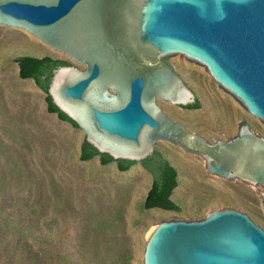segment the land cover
I'll return each instance as SVG.
<instances>
[{"label": "water", "instance_id": "1", "mask_svg": "<svg viewBox=\"0 0 264 264\" xmlns=\"http://www.w3.org/2000/svg\"><path fill=\"white\" fill-rule=\"evenodd\" d=\"M0 27L28 32L74 62L54 71L49 95L100 153L141 162L158 141L161 152L182 147L210 174L259 191L264 205L261 130L243 123L214 143L188 131L164 102H212L186 67H177L180 76L162 60L203 66L264 124V0H0ZM143 264H264V225L236 206L163 220Z\"/></svg>", "mask_w": 264, "mask_h": 264}, {"label": "rangeland", "instance_id": "2", "mask_svg": "<svg viewBox=\"0 0 264 264\" xmlns=\"http://www.w3.org/2000/svg\"><path fill=\"white\" fill-rule=\"evenodd\" d=\"M26 51L73 62L28 32L0 27V138L5 143L0 140L4 145L0 151V172L10 176L9 169L14 168L15 161L25 169V176L21 179L24 183H16V179L11 188L2 189L0 205L8 204L15 218L31 223L34 217L30 207L43 202L47 210L41 214L44 220L40 223L41 231H51L56 247L77 258L79 249L75 239L82 232L80 222L62 229L60 224L50 222L48 225L45 220L54 215L52 183L66 195H74L81 215L88 204L95 208L100 204L110 208L124 203L125 232L134 251V264H143L146 241L157 222L163 220H197L216 208L236 206L250 211L257 222L264 225V205L259 191L217 178L208 172L203 157L168 144H164L162 152L183 172L181 185L174 191L172 199L180 202L184 210L177 214L161 209H143L152 184L151 174L137 166L122 172L116 162L104 166L99 158L80 161L84 132L49 113L45 93L35 86L33 80L19 77V67L13 58ZM78 67L84 69L82 65ZM172 67L180 76L177 67H186L212 102L207 104L199 97L201 106L193 110L164 102L169 114L188 130L214 143L230 139L232 134H238L241 124L250 126L254 121L264 136V124L230 98L203 66H194L184 58L176 60ZM19 127L25 132L23 141L19 146H13L10 138L19 134ZM53 145L58 146L57 151ZM7 149L11 156H7ZM42 149H47L51 158L43 155ZM199 207L202 211L195 216L194 211Z\"/></svg>", "mask_w": 264, "mask_h": 264}, {"label": "trees", "instance_id": "3", "mask_svg": "<svg viewBox=\"0 0 264 264\" xmlns=\"http://www.w3.org/2000/svg\"><path fill=\"white\" fill-rule=\"evenodd\" d=\"M13 61L19 67V77L24 80H33L35 86L45 93L47 111L57 115L61 121L69 122L79 128L75 121L54 104L49 95L54 71L60 67L72 65L71 62L52 55H39L30 51L14 56ZM200 106L201 102L196 98V102L187 108L199 109ZM18 131L19 134L16 137L10 138L13 146H19L23 141L25 132L20 127ZM0 140L2 141L1 138ZM1 141L0 151L5 145ZM54 147L57 151L58 146ZM47 151V149L41 150L43 155L51 158V154ZM5 156L3 154V157ZM7 156H11L10 151ZM95 158H99L104 166L113 161L116 162L118 169L122 172L130 170L134 164L139 163L115 160L108 154L100 153L85 137L80 147L79 160L87 162ZM140 163L152 176V184L143 202V209H161L177 214L182 213L184 208L180 202L172 199L174 191L181 185L182 169L159 149ZM9 170L10 176H5L3 172H0V195L2 189L11 188V183L16 179V183H24L21 179L25 176V169L18 162L15 161L14 168ZM57 188L56 184L52 183L51 193L54 198L52 212L54 215L45 220L48 225L50 222L57 223L58 226L60 224L62 229L71 223L80 222L82 232L75 239L79 249V258H74L66 251L59 250L51 231L47 233L41 231L40 223L43 220L41 214L47 210L43 202L30 207L34 218L29 224L27 220L15 218L11 214L10 206L3 204L0 205V264H134V251L131 249L125 232L126 205L124 203L110 208H105L103 204L97 208L88 204L85 213L81 215L78 210L79 203L74 195H66L63 190ZM201 211L202 207H199L194 211V215L199 216Z\"/></svg>", "mask_w": 264, "mask_h": 264}, {"label": "flooded vegetation", "instance_id": "4", "mask_svg": "<svg viewBox=\"0 0 264 264\" xmlns=\"http://www.w3.org/2000/svg\"><path fill=\"white\" fill-rule=\"evenodd\" d=\"M164 62H166V63H168L171 67H172V65L167 61V58H164V59H162ZM67 61V60H66ZM69 62H71V61H69ZM71 64L72 65H75L73 62H71ZM174 69V68H173ZM184 80V79H183ZM186 83V82H185ZM187 84V83H186ZM188 86V85H187ZM189 87V86H188ZM190 88V87H189ZM192 90V89H191ZM193 91V90H192ZM194 92V91H193ZM196 95V94H195ZM196 98H197V96H196ZM159 100V99H158ZM158 104H159V102H158ZM160 105V104H159ZM179 107H181V106H179ZM182 108H185V109H191V108H187V107H182ZM170 117V116H169ZM173 119V118H172ZM175 120V119H174ZM175 121H177V120H175ZM179 122V121H178ZM186 127V126H185ZM80 129V128H79ZM187 129V128H186ZM188 130V129H187ZM189 131V130H188ZM191 132V131H190ZM193 133V132H192ZM206 138V137H205ZM207 139V138H206ZM208 140V139H207ZM158 142H160V141H158ZM158 142L156 143V148H155V150L157 149V144H158ZM170 143V142H169ZM172 144V143H171ZM178 147H180V146H178ZM180 148H182V147H180ZM184 150V149H183ZM187 152V151H186ZM140 163V162H139ZM117 167H118V164H117ZM145 169V168H144ZM146 170V169H145Z\"/></svg>", "mask_w": 264, "mask_h": 264}]
</instances>
